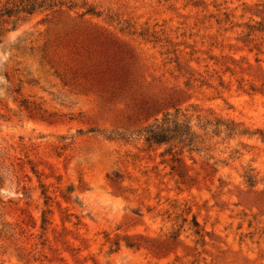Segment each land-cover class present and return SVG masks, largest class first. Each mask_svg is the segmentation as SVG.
I'll use <instances>...</instances> for the list:
<instances>
[{
    "label": "rangeland",
    "instance_id": "374dc122",
    "mask_svg": "<svg viewBox=\"0 0 264 264\" xmlns=\"http://www.w3.org/2000/svg\"><path fill=\"white\" fill-rule=\"evenodd\" d=\"M59 1L0 20V264H264V0ZM165 113L246 134L179 178Z\"/></svg>",
    "mask_w": 264,
    "mask_h": 264
},
{
    "label": "trees",
    "instance_id": "16d2710c",
    "mask_svg": "<svg viewBox=\"0 0 264 264\" xmlns=\"http://www.w3.org/2000/svg\"><path fill=\"white\" fill-rule=\"evenodd\" d=\"M63 3L59 0H8L0 5V20L18 17L20 15H31L36 11L51 10L61 8ZM87 13L89 11H86ZM197 124L191 123L190 117L165 113L160 119H154L152 123L144 127L139 136H141L147 147H164L165 150L161 156H168L170 171L179 174V170L187 168L185 158L196 164V158L201 159V166L210 170L212 173L217 171V163L211 154L210 142L212 139L221 138V140H230L235 136H243L246 133L239 130V125L224 121L215 117H196ZM262 139V137H261ZM215 142L212 145H216ZM211 161V162H210ZM204 169V170H205ZM179 178L181 176L178 175ZM249 186L253 181V176L249 171H245L242 176ZM48 199L46 196L44 197ZM44 220H42V224Z\"/></svg>",
    "mask_w": 264,
    "mask_h": 264
}]
</instances>
